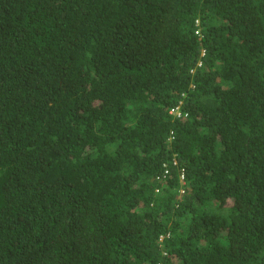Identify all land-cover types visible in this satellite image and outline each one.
Here are the masks:
<instances>
[{"label": "trees", "instance_id": "16d2710c", "mask_svg": "<svg viewBox=\"0 0 264 264\" xmlns=\"http://www.w3.org/2000/svg\"><path fill=\"white\" fill-rule=\"evenodd\" d=\"M0 264H264V0H0Z\"/></svg>", "mask_w": 264, "mask_h": 264}, {"label": "built area", "instance_id": "2783aa9c", "mask_svg": "<svg viewBox=\"0 0 264 264\" xmlns=\"http://www.w3.org/2000/svg\"><path fill=\"white\" fill-rule=\"evenodd\" d=\"M195 33H198V30H195Z\"/></svg>", "mask_w": 264, "mask_h": 264}, {"label": "rangeland", "instance_id": "374dc122", "mask_svg": "<svg viewBox=\"0 0 264 264\" xmlns=\"http://www.w3.org/2000/svg\"><path fill=\"white\" fill-rule=\"evenodd\" d=\"M174 113H176V112H174Z\"/></svg>", "mask_w": 264, "mask_h": 264}]
</instances>
